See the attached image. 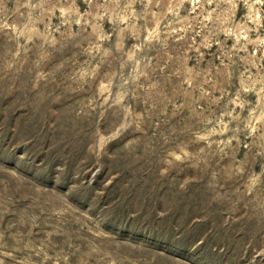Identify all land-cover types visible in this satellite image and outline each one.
<instances>
[{
  "label": "rangeland",
  "instance_id": "obj_1",
  "mask_svg": "<svg viewBox=\"0 0 264 264\" xmlns=\"http://www.w3.org/2000/svg\"><path fill=\"white\" fill-rule=\"evenodd\" d=\"M0 264H264V0H0Z\"/></svg>",
  "mask_w": 264,
  "mask_h": 264
}]
</instances>
